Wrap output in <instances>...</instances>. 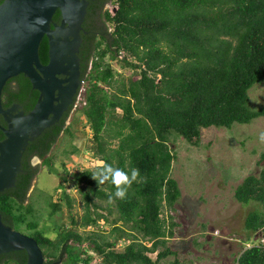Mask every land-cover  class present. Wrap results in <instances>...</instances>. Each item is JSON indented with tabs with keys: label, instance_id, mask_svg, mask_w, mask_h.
I'll return each instance as SVG.
<instances>
[{
	"label": "trees",
	"instance_id": "16d2710c",
	"mask_svg": "<svg viewBox=\"0 0 264 264\" xmlns=\"http://www.w3.org/2000/svg\"><path fill=\"white\" fill-rule=\"evenodd\" d=\"M87 1V33H82L78 54L86 98L78 110L92 131L93 156L103 164L68 172L66 160L78 152L76 134L65 126L73 105L59 123L29 143L16 186L0 193L3 222L35 238L45 264H192L182 262L169 245L178 224L165 213L172 214L182 196L173 177L172 146L183 139L199 147L208 128L231 129L264 118V106L254 109L250 103V90L264 84V0ZM109 4L112 10L106 8ZM54 18H60L59 11ZM48 51L44 38L43 65L49 62ZM110 59L120 70L113 69ZM124 70L134 74L124 77ZM2 97L5 108L17 102L32 110L39 93L21 74L7 82ZM4 137L0 131V141ZM60 140L64 148L53 154ZM60 156L70 177H60L54 194L33 189L29 195L40 170L33 158L59 175L55 164ZM105 165L126 172L139 169L125 199L110 203L108 193L115 187L92 178ZM69 182L82 196V216L74 212ZM59 191L62 196L55 198ZM43 194L49 217L69 210L71 222L56 225L54 238L41 227ZM234 197L256 206L245 219L247 246L235 264H264V166L259 175L243 180ZM105 224L108 231L102 229ZM27 259L25 250L10 252L0 255V264H27Z\"/></svg>",
	"mask_w": 264,
	"mask_h": 264
},
{
	"label": "rangeland",
	"instance_id": "374dc122",
	"mask_svg": "<svg viewBox=\"0 0 264 264\" xmlns=\"http://www.w3.org/2000/svg\"><path fill=\"white\" fill-rule=\"evenodd\" d=\"M106 8L113 9L111 4ZM107 61L112 64L114 70H120L118 62L111 59ZM122 73L124 77L134 74L130 70H124ZM250 99L254 109L264 106V84L256 85L250 90ZM77 105L66 120V127L72 126L76 134L74 143L78 147L77 154L72 156L70 161L66 160L69 173L94 169L103 164L93 156L95 145L78 110L83 105L82 101ZM119 113L122 114L120 111ZM261 132H264V118H258L248 125L236 124L231 129L208 128L203 132L199 147L191 146L183 139H178L176 145L172 146L176 152L173 177L179 182L182 196L172 214L166 212L165 216L169 219L171 215L173 221L178 224L175 227V237L169 245L178 251L182 262L235 264L236 257L243 251L242 248L247 246L245 219L256 206L239 203L234 197V192L247 176L259 175L264 166V163L260 165V154L264 151V143L259 139ZM63 143L60 140L52 153L60 155L64 148ZM61 159L60 156L55 164L59 175L50 174L42 165L43 161L33 159V165H39L40 170L29 195L33 189L47 195L54 194L60 184V177H70L64 173ZM66 188L68 194L76 200L74 212L82 216L84 203L81 194L73 189L70 182ZM62 194L63 191L57 192L55 198ZM41 198L44 208L41 210V227L46 228L54 238L52 229L56 225L71 222L69 210L64 208L63 213L49 217L46 210L47 197L43 194ZM102 229L108 231L109 226L105 224ZM152 257L156 258V254ZM173 259L174 256L165 262Z\"/></svg>",
	"mask_w": 264,
	"mask_h": 264
},
{
	"label": "water",
	"instance_id": "95a60500",
	"mask_svg": "<svg viewBox=\"0 0 264 264\" xmlns=\"http://www.w3.org/2000/svg\"><path fill=\"white\" fill-rule=\"evenodd\" d=\"M88 5L87 0H5L0 5V120L8 124L5 128L0 123L5 136L0 141V193L16 186L29 143L57 124L73 105L81 85L78 53ZM57 11L63 23L52 29ZM44 37L50 45L47 65L40 59ZM21 74L40 96L28 114L14 115L16 109L4 108L3 90ZM59 74L68 78L59 79ZM22 250L27 253V264H45L37 240L6 225L0 213V255Z\"/></svg>",
	"mask_w": 264,
	"mask_h": 264
},
{
	"label": "clouds",
	"instance_id": "9594fccd",
	"mask_svg": "<svg viewBox=\"0 0 264 264\" xmlns=\"http://www.w3.org/2000/svg\"><path fill=\"white\" fill-rule=\"evenodd\" d=\"M90 69H91V65L89 67V70ZM85 98H86V84L82 80V88L80 90V94L78 96L76 105L74 107L77 108L78 106L77 104L79 101H82V103L84 104ZM88 131L91 133V138H92L91 129L89 128ZM259 139L262 143H264V132L260 133ZM33 159H36V158H33ZM32 164H33V160H32ZM34 166H38V165H34ZM139 175H140L139 169H136V168L130 169V171L126 172L121 168H114L111 165H105L103 168L93 172L92 178L96 180L99 185H103L106 182H108L115 187L116 191L114 193H108L109 202L111 203L116 199H119V200L125 199L127 196L128 188L132 186L133 182L138 181Z\"/></svg>",
	"mask_w": 264,
	"mask_h": 264
},
{
	"label": "flooded vegetation",
	"instance_id": "af4514ba",
	"mask_svg": "<svg viewBox=\"0 0 264 264\" xmlns=\"http://www.w3.org/2000/svg\"><path fill=\"white\" fill-rule=\"evenodd\" d=\"M89 3V2H88ZM89 6V5H88ZM88 9V8H87ZM58 12V11H57ZM56 12V13H57ZM60 12V11H59ZM56 15V14H55ZM55 15H54V17H55ZM53 17V23L54 24H52V26H51V28L52 29H54V25H57V26H61L62 25V23H63V16H62V14H61V12H60V18L58 19V20H55V18ZM85 21H86V18L84 19V21H83V23L81 24V28H82V30H81V37H82V33L84 32V33H87L86 32V30L84 29V27H83V24L85 23ZM69 25V24H68ZM44 38H47V37H44ZM48 39V38H47ZM82 43H83V38H82ZM48 45H49V39H48ZM49 52H50V45H49V51H48V56H49ZM80 52V51H79ZM79 54V53H78ZM79 57V56H78ZM79 62H80V82H81V85L79 86V88H78V91H77V94L74 96V102H73V105L75 106L76 105V101H77V99H78V96H79V94H80V90H81V88H82V71H83V69H82V64H81V61H80V58H79ZM48 64V63H47ZM47 64H45V65H47ZM58 78L59 79H62V80H64V79H67L68 77L66 76V75H64V74H59L58 75ZM67 84H64L63 86H66ZM33 88V87H32ZM33 90H35V89H33ZM35 91H37V90H35ZM38 92V91H37ZM39 93V92H38ZM39 96H40V93H39ZM57 96H58V93H57ZM39 98V97H38ZM36 105V104H35ZM72 105V106H73ZM71 106V107H72ZM5 108V107H4ZM16 109V111L15 112H13V114L14 115H17V114H19V113H21V112H23L24 114H28L30 111H32V110H27V108H26V106H24V105H21V104H19V103H17V102H14V103H12L11 104V106L10 107H8L7 106V108H5V109ZM33 109V108H32ZM66 114V113H65ZM65 114L63 115V117L65 116ZM62 117V118H63ZM62 118L60 119V121L62 120ZM59 121V122H60ZM59 122H57V123H59ZM0 123H1V125L3 126V127H5V128H7L8 127V124H7V122L1 117V120H0ZM66 126V125H65Z\"/></svg>",
	"mask_w": 264,
	"mask_h": 264
}]
</instances>
